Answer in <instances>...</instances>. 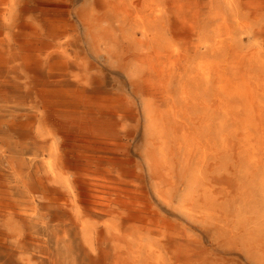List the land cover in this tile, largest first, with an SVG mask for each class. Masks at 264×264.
I'll return each instance as SVG.
<instances>
[{
    "label": "bare ground",
    "instance_id": "bare-ground-1",
    "mask_svg": "<svg viewBox=\"0 0 264 264\" xmlns=\"http://www.w3.org/2000/svg\"><path fill=\"white\" fill-rule=\"evenodd\" d=\"M76 3L0 0V264L264 253V0Z\"/></svg>",
    "mask_w": 264,
    "mask_h": 264
},
{
    "label": "rangeland",
    "instance_id": "rangeland-1",
    "mask_svg": "<svg viewBox=\"0 0 264 264\" xmlns=\"http://www.w3.org/2000/svg\"><path fill=\"white\" fill-rule=\"evenodd\" d=\"M84 2H85V0H77V3L75 6L78 7L81 4H83ZM118 77L115 76L114 77L115 81L113 80L116 83V87L120 88L121 91H123V90L128 91L129 86H127L128 84H127L126 80L124 79V77H121V76H118ZM120 78H122V80ZM126 88H127V90H126ZM144 104H146L145 101H143L141 99H136L135 107L140 106L139 108L141 111V119H142L143 123L145 121L144 120L145 119V113H144L143 107H147V104L146 105H144ZM252 202L249 203V205H250V207L248 205L249 211L246 213V216H250L251 221H253L255 219V216H256L255 211L257 209L256 202H254V201H252ZM240 209H241V206H238L236 204L232 205V207H231V221L233 223L235 221L237 222ZM217 258L220 260V264H264V253L263 252L261 254V253H258L257 251H252L251 254H249L248 252H246V249L243 248L242 246H239L238 250L232 251L228 255H225V253H223V252L217 251Z\"/></svg>",
    "mask_w": 264,
    "mask_h": 264
}]
</instances>
